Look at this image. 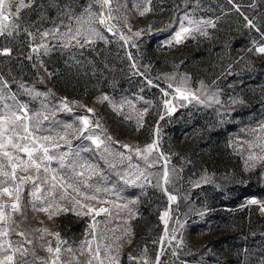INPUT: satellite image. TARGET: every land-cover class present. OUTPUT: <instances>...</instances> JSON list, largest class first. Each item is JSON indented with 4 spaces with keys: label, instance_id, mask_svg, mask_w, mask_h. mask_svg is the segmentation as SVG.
I'll list each match as a JSON object with an SVG mask.
<instances>
[{
    "label": "rangeland",
    "instance_id": "obj_1",
    "mask_svg": "<svg viewBox=\"0 0 264 264\" xmlns=\"http://www.w3.org/2000/svg\"><path fill=\"white\" fill-rule=\"evenodd\" d=\"M0 264H264V0H0Z\"/></svg>",
    "mask_w": 264,
    "mask_h": 264
},
{
    "label": "water",
    "instance_id": "obj_2",
    "mask_svg": "<svg viewBox=\"0 0 264 264\" xmlns=\"http://www.w3.org/2000/svg\"><path fill=\"white\" fill-rule=\"evenodd\" d=\"M180 104L181 105H185V101L184 100H180Z\"/></svg>",
    "mask_w": 264,
    "mask_h": 264
}]
</instances>
